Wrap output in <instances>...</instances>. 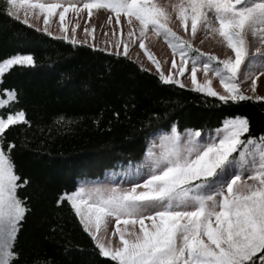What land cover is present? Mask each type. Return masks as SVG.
Here are the masks:
<instances>
[{"label":"snow or ice","instance_id":"6c2138e0","mask_svg":"<svg viewBox=\"0 0 264 264\" xmlns=\"http://www.w3.org/2000/svg\"><path fill=\"white\" fill-rule=\"evenodd\" d=\"M6 3L9 15L17 9V19L19 6L39 9L46 32L57 9H62L59 21L65 33V13L70 9L76 13L87 9L89 16L93 9L108 10L120 26L113 30L114 36L119 32L117 55H128L138 45L163 83L186 87L177 77L189 72L193 90L224 104L264 99L246 95L242 87L250 81L255 93L257 79L264 76V0H179L170 6L153 0ZM121 16L127 25L126 38ZM173 19L187 36L169 26ZM77 26L71 29L73 43ZM84 31L89 33L87 27ZM198 33L218 41L225 54L194 47ZM149 35L162 37L172 51L167 74L145 43ZM33 63L30 54L12 55L0 62V77L13 66ZM198 71L204 75L202 81L197 79ZM209 73L219 80L223 93L213 88ZM14 100L15 90H3L0 108ZM18 123H29L23 110L0 114V264L18 260L15 244L20 222L30 210L28 198L18 195L29 180L15 171L10 155L15 145L2 139L6 129ZM246 133L249 120L240 115L226 116L203 134L191 128L181 132L175 124L167 131L157 129L141 159L117 161L108 171L111 179L82 181L57 203L67 200L99 254L115 264H264V135ZM113 223L115 228L110 227ZM116 236L118 240L113 239Z\"/></svg>","mask_w":264,"mask_h":264},{"label":"trees","instance_id":"16d2710c","mask_svg":"<svg viewBox=\"0 0 264 264\" xmlns=\"http://www.w3.org/2000/svg\"><path fill=\"white\" fill-rule=\"evenodd\" d=\"M17 54L32 55L34 63L13 66L0 82V94L16 92L0 114L23 110L29 121L9 126L2 137L15 145V171L29 180L18 190L30 210L20 222L15 264H115L99 254L67 200L57 201L79 180L102 177L117 161L141 159L155 130L175 124L203 134L240 115L249 120L245 136L264 135V100L224 104L163 83L127 56L28 26L0 0V62Z\"/></svg>","mask_w":264,"mask_h":264},{"label":"rangeland","instance_id":"374dc122","mask_svg":"<svg viewBox=\"0 0 264 264\" xmlns=\"http://www.w3.org/2000/svg\"><path fill=\"white\" fill-rule=\"evenodd\" d=\"M40 2L44 3H54L61 2L64 0H40ZM153 2L158 4H166L171 5L173 3H179V0H153ZM9 10V6H8ZM62 9H57L56 13L49 18V24L47 25L48 31L46 32L45 25L43 22V13H40L39 9H29L27 6H19L18 7V16L21 22L25 19L29 21L27 23L28 26H31L35 29H38L54 38L64 39V36L67 35L69 39L67 41L72 42V27L74 25L76 27L75 31V41L76 43H83L89 45L93 48H97L106 52H110L113 54H117L118 49L115 46V41L119 32L116 36L113 35V30L118 29L120 26L115 23V14L111 13L108 10H92V15H88L87 9H81L79 13L73 12L71 9L65 13V22L67 25V32H61L60 29V21H59V12ZM13 17L16 18L17 9H12ZM111 15L112 20L111 23L108 22V17ZM174 16V13H173ZM17 19V18H16ZM121 22L124 24V17L121 16ZM26 24V23H25ZM169 26L176 31L179 35L187 36L188 34L185 32L184 28L179 26V22L175 19L170 22ZM87 27L89 29V33H85L84 29ZM124 38H126L127 33V25L124 24L123 28ZM251 39V37H250ZM201 40L203 41L201 43ZM145 43L149 47V49L154 53L155 57L160 61L162 69L167 74L168 70L171 68V60H172V51L168 47L167 42L163 40L162 37H158L155 35H149L146 39ZM194 47L201 49L204 52H212L217 55L223 56L225 54V47L221 45L218 41L213 40L211 37H205L203 33H198L196 38L193 40ZM123 46L119 49L122 52ZM230 51V50H229ZM127 56L131 60L140 64L144 69L158 75L155 66L147 59L144 55L143 50L138 47V45H133L132 48L129 49V54L124 55ZM179 60V57H176ZM28 66V65H27ZM190 69V65L188 66ZM243 67V66H242ZM7 72V71H6ZM5 72V73H6ZM209 78L212 79V86L218 92L223 93V87L220 85L219 80L208 74ZM159 76V75H158ZM0 77V82H1ZM181 80V82L186 85L185 88L193 89L190 82L189 72H186L184 76L177 77ZM198 81H202L204 79V75L201 71L197 73ZM243 90L246 95H259L264 97V76H259L257 79V88L255 93H253L250 89V81H245L243 84ZM264 100V99H262ZM1 109V108H0ZM153 135V134H152ZM152 135L149 136L146 142V148L148 146L149 140L152 139ZM111 170V169H110ZM106 179H111L108 176V172H106L102 177H98L96 179H81L78 182V186L82 181H90V182H104ZM116 183H119V176L116 177ZM110 227L115 228L116 225L113 223ZM138 228V225H137ZM114 240H118V236L113 237Z\"/></svg>","mask_w":264,"mask_h":264}]
</instances>
